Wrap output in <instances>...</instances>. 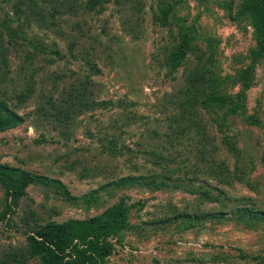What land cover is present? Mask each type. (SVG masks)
I'll return each instance as SVG.
<instances>
[{
    "label": "rangeland",
    "instance_id": "374dc122",
    "mask_svg": "<svg viewBox=\"0 0 264 264\" xmlns=\"http://www.w3.org/2000/svg\"><path fill=\"white\" fill-rule=\"evenodd\" d=\"M88 1L73 0L75 11L58 17L53 29L23 23L24 15H17L11 4L0 8L1 24L7 23L17 37L12 48L10 37H14L11 32L5 36L6 31L1 29L11 49L9 64L13 73L9 77L22 78L19 71L29 65V57L35 54L32 43L47 49L38 53L29 66L38 74L36 93L16 109L25 122L0 132V165L57 180L69 192L67 198L56 188L38 182L28 184L26 195L14 201L0 182V264H41L40 258L31 253L28 238L33 232L50 223L101 215L123 195L129 204L141 202L144 207L137 205L132 210L130 224L135 228L123 239L113 240L115 252L102 264H217L216 260L227 264L223 257L230 264H264V225L258 228L234 221H208L182 232L176 226L153 224L164 215H175L178 209L221 211L217 203H202L182 189L116 190L112 195L106 189L96 194L101 206L89 208L85 201L87 194L125 176L170 175L174 165L161 161L167 159L166 155L177 158V162L183 158L191 160V164L197 161L194 154L199 149V137L170 139L167 130L172 117L183 127L193 128L194 123L189 118L185 121L178 112L185 94L177 90L189 74L186 70L196 64L197 56L208 52L211 40L214 53L208 52L204 60L198 61L211 63L213 75L203 78L199 73V90L207 97H245L248 115H258L262 125L249 126L233 116L225 120V112L216 105L206 108L198 104L195 108L220 147L219 160L228 164L230 172L235 171V157L222 141L229 135L242 153L239 168L246 166L250 183L255 182L250 188L243 181L233 180L221 188L228 196L247 198L264 210V56H255L257 35L251 23L236 19L240 0H233L230 9L223 8L220 0H187L183 7L176 8L182 21L172 23L171 29L161 27L154 18L160 2L172 4L174 0H99L92 9ZM176 24L184 28L194 24L199 39L192 47L194 55L190 52L187 56L190 63L176 71L177 80L172 81L162 63L165 51L179 41L180 27ZM27 50L31 51L29 57ZM207 58L210 60L205 61ZM89 61L97 66L98 73L88 65ZM247 67L254 68L255 80L244 90L237 75ZM54 78H61L57 91L52 90ZM81 80L92 84L99 102L115 105L72 114L70 124H55L53 118L38 116L43 106L51 108V93L56 92L53 100L59 102L64 87ZM111 137L118 144L115 156L109 155L108 149L104 151ZM163 164L166 168H162ZM17 171L14 176L18 179ZM68 253L75 256V247Z\"/></svg>",
    "mask_w": 264,
    "mask_h": 264
},
{
    "label": "trees",
    "instance_id": "16d2710c",
    "mask_svg": "<svg viewBox=\"0 0 264 264\" xmlns=\"http://www.w3.org/2000/svg\"><path fill=\"white\" fill-rule=\"evenodd\" d=\"M129 1L136 2V0H128L127 2ZM220 1L219 4L223 8H231L233 0ZM97 2L99 3V0L95 2L89 0L87 4L88 8L92 9V7H97L95 4ZM173 2L172 4L160 2L158 10L155 12L154 22H157L163 28L169 27V29H171L173 28L172 23L182 21L177 17L176 8L183 7L187 0H174ZM72 3L73 0H0V8L11 4L17 15H24L23 23L28 24L32 22L37 24L41 29H53L57 27L58 17H66V15H68L67 12L72 13L75 11L72 8ZM64 5L67 7L66 10L63 9ZM133 7L140 11L136 5ZM173 13L174 15H172ZM238 15L236 19L243 18L248 20L254 28L257 35V52L255 56L263 57L264 0H240ZM43 23L45 24L44 26ZM0 25L3 27L0 28V132H2L18 127L25 122L24 118L17 113L16 109L25 105L36 93L34 82L35 76L38 74L35 72L36 69L31 70L29 66L32 65V61L36 59L38 53H43V51L45 52L47 49L39 43L38 45L32 43L35 54L29 57L31 51L27 50L28 53L26 57H29V65H25L23 69L19 71V75L22 78L9 77V75L13 73L9 64L11 49L10 46H7L9 40L7 38L5 39V36L11 32L10 35L14 37V39L10 37V43L13 44L11 45L12 48L14 47L13 40L16 42L17 37L15 32L10 31L7 23L1 24L0 21ZM176 25L180 27L179 41L165 51V60L162 63V65L167 68V77H170L172 81L177 80L175 77L176 71L184 67L187 63H190V58L187 56L190 52L194 55V48L192 47H194L193 44H195V42L197 43L199 39L194 24L187 28L179 24ZM1 29L6 31V33H4L5 36ZM207 48L209 53H214L215 47L211 40H208ZM208 52H205V54H208ZM56 54L58 55L57 52ZM205 54L203 52L197 56L196 64L191 67L193 69L186 70L189 74L185 75L182 87L177 90V92H181L180 95L185 94V99L179 102L178 112H180L181 117L185 121L189 118V120L194 123L193 128L192 126L183 127L179 121L176 122L174 117H172L169 119L170 123L167 130V132H169L167 136L170 139H179L181 136L188 135V137L193 138L199 137V149L194 154V156H197V161L191 164V160L183 158L181 161L177 162V158L171 156V159H169V155H166L167 159L161 161L164 164L168 162V166L174 165L170 170V175L165 174L166 176L162 175L160 177L152 175H129L110 181L106 186L85 196V201L89 204V208L102 205L101 200L96 194H100V192L106 189L107 193L112 195L116 190L123 192L128 189H137L156 192L166 187H171L174 190L182 189L189 192L191 195L196 196L202 203H217L221 211L202 213L201 210L190 211L178 209L175 215H164L165 217L163 218L161 217L157 220H153V224L162 225L163 227L176 226L180 228L182 232L192 231L198 226L208 223V221L218 224L234 221L258 228L264 225V210L256 207V204L247 198L238 199L228 196L227 192L221 188L222 184L230 185L234 182L233 180L243 181L250 188H253L250 185L255 184V182L250 183L249 176L246 175L248 173L246 166L242 170L239 168L242 153L233 142V138L229 135H225L222 141H224L227 146L226 150L235 157V171L233 170L234 172H230L231 169L228 164H226L225 161L219 160V155L221 153L220 147L215 144L214 136L211 135L209 127L200 118V113L195 108V105L202 104L204 107L206 106V108H212L216 105L225 112V120L228 116L242 118L249 126L258 127L262 125L259 122L260 118L258 115H248L249 110L245 97L239 98L238 96L237 98H232L229 96L224 97L225 95L207 97L203 95L197 86L198 83H200L199 78H202L199 76V73L204 76L203 78H208V76L213 75L210 71L211 63L200 64V62L204 60ZM213 56H215V54ZM209 58L205 59V61H209ZM88 65H92L94 69L97 70V73L99 72L97 66L92 62L89 61ZM28 67L29 71L27 70ZM59 79L61 78L53 79L54 85L52 90L57 91V89H59L57 87ZM237 79L244 90H248L255 80L254 68L247 67L241 70L237 75ZM90 85H92L90 82L81 80V82L73 83L67 88L64 87L59 102H57L58 100H56V102L53 100L56 92L51 93L48 102L51 108L46 109V107L43 106L44 108L42 107L38 111V116L41 119L46 116V120H48V118H53L57 121L55 124H70L68 122L71 120L72 114L90 111L100 108L101 106L107 107L115 105L111 102H99L96 98V92L94 89L92 91ZM200 98H203L202 102ZM127 119H129V117H127ZM129 121H132V118ZM60 133L64 136L63 131ZM171 133L173 137L170 136ZM193 138H191V140ZM104 141L106 140L104 139ZM104 146L105 152H107L108 149L109 155H116L118 144L114 138L111 137L109 143H106ZM164 164L162 168H166ZM16 171L17 170L10 167L0 165V182L3 183L8 195L13 198L14 201L26 195V187L28 184L38 182L42 183L43 186H52L56 188L58 192L62 193L64 197H69V192L66 191L57 180H49L27 171H17L20 174L17 179L14 176ZM174 174H179L180 176L174 177ZM183 176L185 177L183 178ZM209 179L210 181L206 183ZM169 183L171 186L168 185ZM72 199L76 201V198ZM127 200L128 199L124 195L121 196L116 203L107 208L101 215L87 219H71L65 223H50L41 227L28 238L31 253L40 258L41 264H102L105 258L111 256L115 252L113 240H119V238L123 239L127 232L135 228L130 224L132 210L137 205L140 206V209L144 207L141 202H138V204H129ZM249 202H251V205L248 204ZM73 246L76 251L74 254L75 256L68 253ZM223 260L226 261L227 264H230L227 258L223 257ZM216 262L220 264L218 260H216Z\"/></svg>",
    "mask_w": 264,
    "mask_h": 264
}]
</instances>
